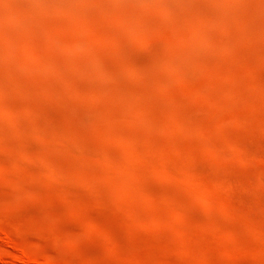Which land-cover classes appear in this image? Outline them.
I'll list each match as a JSON object with an SVG mask.
<instances>
[{
	"label": "rangeland",
	"instance_id": "obj_1",
	"mask_svg": "<svg viewBox=\"0 0 264 264\" xmlns=\"http://www.w3.org/2000/svg\"><path fill=\"white\" fill-rule=\"evenodd\" d=\"M0 264H264V0H0Z\"/></svg>",
	"mask_w": 264,
	"mask_h": 264
}]
</instances>
